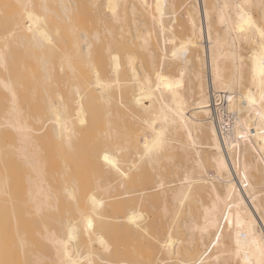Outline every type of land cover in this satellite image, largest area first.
Segmentation results:
<instances>
[{
	"label": "bare ground",
	"instance_id": "obj_1",
	"mask_svg": "<svg viewBox=\"0 0 264 264\" xmlns=\"http://www.w3.org/2000/svg\"><path fill=\"white\" fill-rule=\"evenodd\" d=\"M262 32L264 0H0V264H264Z\"/></svg>",
	"mask_w": 264,
	"mask_h": 264
},
{
	"label": "rangeland",
	"instance_id": "obj_2",
	"mask_svg": "<svg viewBox=\"0 0 264 264\" xmlns=\"http://www.w3.org/2000/svg\"><path fill=\"white\" fill-rule=\"evenodd\" d=\"M101 166H102V168H103L102 163H101ZM173 183H176V182H172L171 184H173ZM163 186H166V185H163ZM161 187H162V186H161ZM158 189H161V188L159 187ZM258 220H259V219H258ZM260 225H262V224L260 223Z\"/></svg>",
	"mask_w": 264,
	"mask_h": 264
},
{
	"label": "snow or ice",
	"instance_id": "obj_3",
	"mask_svg": "<svg viewBox=\"0 0 264 264\" xmlns=\"http://www.w3.org/2000/svg\"><path fill=\"white\" fill-rule=\"evenodd\" d=\"M248 23H250V21H248ZM261 36L264 37V32L261 33ZM105 159H107V157H105Z\"/></svg>",
	"mask_w": 264,
	"mask_h": 264
}]
</instances>
